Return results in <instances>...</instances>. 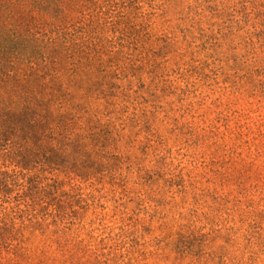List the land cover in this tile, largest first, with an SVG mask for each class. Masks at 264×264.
I'll list each match as a JSON object with an SVG mask.
<instances>
[{"label":"rangeland","instance_id":"rangeland-1","mask_svg":"<svg viewBox=\"0 0 264 264\" xmlns=\"http://www.w3.org/2000/svg\"><path fill=\"white\" fill-rule=\"evenodd\" d=\"M20 21L3 93L50 120L0 129V264H264V0Z\"/></svg>","mask_w":264,"mask_h":264},{"label":"trees","instance_id":"trees-1","mask_svg":"<svg viewBox=\"0 0 264 264\" xmlns=\"http://www.w3.org/2000/svg\"><path fill=\"white\" fill-rule=\"evenodd\" d=\"M60 0H35V5L28 3L27 0H0V77L2 73L15 75V69L11 70L10 66L18 62H28L31 65L40 61L41 58L34 59L36 50L28 45H20L23 35L19 34V23L21 18L31 16L33 19L37 14H44L46 8L57 5ZM56 43V41H53ZM22 44V43H21ZM57 60L56 57H54ZM37 60V61H33ZM50 56L43 62L47 65ZM53 63V62H52ZM58 74V73H57ZM7 76V77H8ZM10 77V76H9ZM18 77V76H16ZM41 78V75H40ZM53 79L60 80V74L53 75ZM3 81L0 78V129L17 130L36 129L43 132L41 125L50 120V117H37L34 105L41 102L38 93L22 91L13 97H7L2 89ZM24 126V127H23ZM52 127H50L51 129Z\"/></svg>","mask_w":264,"mask_h":264}]
</instances>
